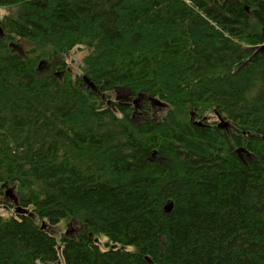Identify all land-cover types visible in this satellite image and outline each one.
Returning a JSON list of instances; mask_svg holds the SVG:
<instances>
[{"label":"trees","instance_id":"obj_1","mask_svg":"<svg viewBox=\"0 0 264 264\" xmlns=\"http://www.w3.org/2000/svg\"><path fill=\"white\" fill-rule=\"evenodd\" d=\"M0 8V197L24 209L0 216V264H264V0ZM63 221L82 230L57 241Z\"/></svg>","mask_w":264,"mask_h":264},{"label":"rangeland","instance_id":"obj_2","mask_svg":"<svg viewBox=\"0 0 264 264\" xmlns=\"http://www.w3.org/2000/svg\"><path fill=\"white\" fill-rule=\"evenodd\" d=\"M11 12H12L11 9L0 8V18L4 17L6 15H9ZM26 47H27L26 45H19L18 46V48H20L23 51L26 49ZM84 56H85V51H81L80 49H75L74 52L63 57V59L67 63L68 68H71V77H72V74H73L74 78L79 77V76L84 77L83 70L81 68V67H83L82 60H83ZM39 70H40L41 75L47 76L50 74V72L53 71V68H52V65L43 63L42 68H40ZM59 75H61V74L58 71L57 76H59ZM118 90H119L118 94L111 95V98L113 100L112 102H115V97L120 98L119 101L129 99L130 95L126 90H123V91H121L120 89H118ZM112 106L115 107V104L113 103ZM166 110H167V108L164 105L162 107H156V112L154 113L156 120L161 119L165 115V113L167 112ZM211 119H212V121H214L216 118L215 119L211 118ZM6 191H9V190L6 189ZM13 195H14L13 193H12V195H11V193H9L8 196H6V197L4 195L0 197L1 202H4L5 198H11V202L7 201L5 205L0 204V216L8 217V216H13L15 214V210L13 208H9V207H14V208L17 207V201L12 197ZM7 208H9V210H7ZM34 220L37 223H39L37 218L34 217ZM80 225H81V222H73V224L71 225V224L63 221L62 223H60L56 226L49 227L47 232L52 237H54L57 241H60L62 234H65V233L69 234L72 232H77L79 230H82ZM98 241H99L101 250L104 251V250L109 248L108 245L110 244V242L107 240V238L101 236L98 238ZM36 264H39V263H36Z\"/></svg>","mask_w":264,"mask_h":264},{"label":"flooded vegetation","instance_id":"obj_3","mask_svg":"<svg viewBox=\"0 0 264 264\" xmlns=\"http://www.w3.org/2000/svg\"><path fill=\"white\" fill-rule=\"evenodd\" d=\"M121 91H123L122 89H121ZM129 93V92H128ZM118 94V93H117ZM129 95H130V93H129ZM118 98V97H117ZM117 98H116V100H117ZM144 98V99H143ZM143 98H138V99H133L132 97H131V95H130V97H129V99L128 100H121V101H123V102H129V101H132L133 102V105L135 106V110H134V112H133V115H134V117H135V115H136V110H143V115L144 116H146V115H148V112H145L144 111V109H143V107H145V104H146V101L147 100H149V106H152V107H150V110L149 111H155L156 110V107H162V106H160V105H157V104H155L154 102H152V101H150V98L149 97H147V96H143ZM119 100H120V98H119ZM142 100V101H141ZM193 114H194V112H192L191 113V115L193 116ZM194 121L195 122H197V123H200V124H202V122H204V123H206V122H208V120L206 119V118H198L195 114H194ZM219 124H220V121L218 122Z\"/></svg>","mask_w":264,"mask_h":264},{"label":"water","instance_id":"obj_4","mask_svg":"<svg viewBox=\"0 0 264 264\" xmlns=\"http://www.w3.org/2000/svg\"><path fill=\"white\" fill-rule=\"evenodd\" d=\"M263 49H264V47L261 48V50H263ZM83 80L93 92H97L98 87L96 85H94L92 82H90L89 79L86 76L83 77ZM117 101H119V98H117ZM150 101L154 102L157 105L163 106V104L160 101H157V100H154V99H150ZM193 120H194V114H193V116L191 115V121H193ZM195 125L200 126L201 124L195 122ZM226 126H227V124L226 123L224 124L223 121L220 122V124L218 125L219 128H223V127H226ZM241 152H246V151L244 149L237 150V154H239L240 156H241ZM248 156L250 157L249 154H248ZM173 208H174L173 201L172 200L167 201L165 206H164V213L170 214L173 211Z\"/></svg>","mask_w":264,"mask_h":264},{"label":"bare ground","instance_id":"obj_5","mask_svg":"<svg viewBox=\"0 0 264 264\" xmlns=\"http://www.w3.org/2000/svg\"><path fill=\"white\" fill-rule=\"evenodd\" d=\"M40 68H42V64L41 63L38 64V69H40ZM7 190H9L10 192L9 191H5V195L8 196L9 193H11V195H12V190H10V189H7ZM12 197L15 199V196L14 195ZM16 209H18L20 211H24L23 208L18 207V201H17V207H16Z\"/></svg>","mask_w":264,"mask_h":264}]
</instances>
